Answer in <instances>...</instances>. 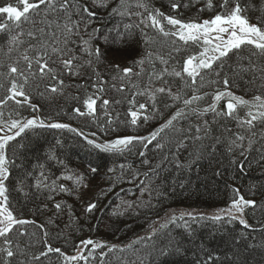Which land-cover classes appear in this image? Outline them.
<instances>
[{
    "label": "trees",
    "instance_id": "1",
    "mask_svg": "<svg viewBox=\"0 0 264 264\" xmlns=\"http://www.w3.org/2000/svg\"><path fill=\"white\" fill-rule=\"evenodd\" d=\"M137 1L143 2L67 0L64 6L65 0H51L35 14H29L28 22L22 20L18 25L0 15V23L8 25L7 30L0 31V101H5L0 108L11 103L9 89L15 81L23 85V91L34 102L31 107L36 106L42 113L49 111V117H43L49 122L47 124L67 123L70 126L68 129H28L8 144L6 154L11 163L5 185L9 207L18 219L30 223L19 225V230L14 229L9 234L11 248L18 245V251H14L12 258L0 253V264L5 260L10 264H47L49 256L43 255L46 253L43 240L47 239L51 240V247L60 249L57 258L68 252L67 246L73 247V252L78 250L81 241L96 243V236L100 235L97 231L103 232L101 227L108 220L117 196L138 193L149 197L139 206H129L122 215H114L107 221L111 233L102 239L108 250H93L94 256L90 255L91 261L87 264H264V128L253 123L254 126L248 128L253 135L246 145L250 133L244 131L245 124L225 115L224 109L218 108L219 103L215 104V112L205 111L214 104L218 92H231L241 98L264 97V54L249 48L250 51L237 52L238 57H226L227 69L218 64L213 70L201 73L194 83L188 78L180 82L166 70L178 69L188 55L200 52L201 48L197 51L182 46L151 27L136 26L134 22L140 9L135 6ZM195 1L144 0V3L149 12L159 10L164 16L182 21L190 18L183 22L210 20L229 10V6L228 9L220 6L223 0H211L212 8L207 7L208 0ZM239 2L245 10L243 15L250 20L259 22L264 18V0ZM173 3L179 6L173 9ZM8 4L15 7L21 3L20 0H0V7ZM83 6L94 15L85 13ZM81 24H88V31L81 28ZM30 32L34 35L30 36ZM73 35H77V39L70 41ZM58 44L65 52L62 60L72 58L71 49L77 53L84 45L93 47L86 61L81 58L77 63L75 54L74 71H69L62 70V60L58 61L49 53V48ZM96 49L100 51L99 57L94 54ZM45 53L44 58L54 70L56 79L39 72L36 60ZM77 56L83 57L78 53ZM10 66H16L24 75L11 74ZM125 68L131 71L125 74ZM225 79L227 86L223 83ZM61 80H72L74 85L70 90L65 89ZM164 80L170 81L171 89L178 91L179 100L175 102L162 94L154 100V105L149 104V97L142 93L144 88L162 84ZM51 87H56L57 91L52 92ZM101 88L103 91L99 90ZM96 92H102L101 100H111V106L114 102L120 104L110 107L101 102L105 106L101 109L109 108L101 113L98 123L101 130L105 129L104 137L147 138L144 143L135 140L121 151L102 152L83 140L79 133L81 127L70 123L74 124L77 116L74 109L85 112L84 101L89 97L99 98ZM194 96L200 99L185 105L184 101ZM141 104L145 105L143 117L133 124L128 116ZM11 107L15 109L10 108L13 112L33 110L25 102ZM178 111L182 115L163 127ZM82 116L89 118V125L82 130L99 131V127L93 126L91 115ZM160 129L163 130L158 131ZM153 132H158L155 140H151ZM163 140L170 144L155 151ZM70 166L95 169L91 177L106 182V189H109L103 201L95 202V192L90 191L81 201L72 195L63 196V193H70L71 188L62 184L66 189L62 191L55 177ZM55 191L60 194L56 195ZM238 195L255 201V206L245 210L247 226L197 219L199 222L183 226L170 225L151 239L143 237V223L150 217H162L173 210L221 209L233 203ZM90 203L95 207L89 212L86 209ZM3 247L6 245L0 238V248ZM90 247L92 245H87L89 250Z\"/></svg>",
    "mask_w": 264,
    "mask_h": 264
},
{
    "label": "snow or ice",
    "instance_id": "2",
    "mask_svg": "<svg viewBox=\"0 0 264 264\" xmlns=\"http://www.w3.org/2000/svg\"><path fill=\"white\" fill-rule=\"evenodd\" d=\"M95 2V0H93ZM22 3L23 8L20 10L18 7H14L11 4L6 6L0 7V14H6L9 21H14L17 25L22 21H26L28 19V15L32 10H38L41 5H45L46 3H50V0H35V2H30V0H20ZM229 4H233L231 9L225 11L221 14L214 15L213 18L210 20H204L202 23L198 22H183L180 19H176L172 16H164L163 13L159 12V10H155V12H149L148 19L151 20V24L153 27H157L161 33L165 36L173 35L178 36L179 40L184 41L185 43L192 41V42H199L203 41V45H205L204 50L199 53L198 56H188L182 66V72L185 73L189 78H192L193 83L195 82L196 77L201 75L203 70H213V64L216 61H221L222 58L227 57L230 52L234 49H240L242 45H252L256 49L259 50L261 54H264V18H261L258 23H251L249 19L243 15L244 9H242L239 0H223L222 4L220 5L222 8L228 9ZM67 5V0H65V5ZM103 6V5H101ZM139 7H145L144 4H139ZM179 5L176 3L172 4V8L175 9ZM207 7L212 8L213 5L211 0H208ZM82 10L85 13H88L89 16L94 15L90 11L87 6H83ZM115 11V10H114ZM163 18L167 21L169 25L177 27V31L169 33L165 32L163 25L161 24V20L159 18ZM8 25L6 23H0V31L7 30ZM71 31V29H68ZM214 34V35H213ZM29 35H34L33 33H29ZM16 38L13 37V40ZM87 43V41L85 42ZM62 51L56 48H53V52ZM97 57L100 55L99 49L95 50L94 53ZM47 55L45 53L41 57L37 58L36 64L39 69L41 75L48 74L51 76L52 79H56V76L53 75L54 70L48 66V60L44 57ZM25 60H28V57H24ZM73 59L68 58L63 59L61 62L66 69L69 71L72 70L73 66ZM31 63H29L28 68L31 70ZM118 67V66H117ZM11 74H19L23 76V72H21L16 66H10L9 69ZM131 69L125 68L123 72L125 74L129 73ZM181 71H175L174 75L177 77L182 76ZM219 73H217L218 75ZM25 82H27V77L24 76ZM63 84V81H60ZM223 83L227 86L228 80L225 79ZM103 91V89H99ZM11 96L9 98L15 99L16 97H23V101H17V103L28 102L30 98L26 95L23 91V85H18L15 81L11 83V87L9 89ZM52 92H56V87H51ZM159 92H165V88L158 89ZM170 91V89L168 90ZM228 97V102L226 104V113L227 116H232L237 106L244 105L247 106L249 104L248 101L244 100L241 97L234 96L231 92H218L214 96V101L219 102L222 98ZM200 97L194 96L191 100H185V105H189L193 102V100H198ZM255 107L260 109L256 114L252 113L251 111L248 112V116L250 119L242 121V124H247L249 127H253V122L261 119L264 120V98L257 96L254 98ZM5 103V101H0V104ZM95 103L96 100L92 97H89L84 101V105L86 106L89 115L93 114L95 111ZM104 105H108V100H103ZM33 109H36V106H32ZM141 109L145 108V105L141 104L139 106ZM215 103L210 105L205 111H213L215 112ZM76 113L79 115H85L84 112H81L80 108L74 109ZM132 123H136L135 117H137V113L135 111L131 112ZM182 112L178 111L171 120L167 122L166 125L163 127H168L172 124V121L175 120L178 116H181ZM3 113H0V119H2ZM147 119V117H145ZM7 123L8 130L11 131L15 129L12 135H2L0 136V238H3V243L6 247L0 248V253L6 254V257L12 258L14 257L15 253L11 248L12 241L9 239V234L13 232L14 228L19 225H25L30 223V221L24 219H18L14 214L13 211L9 207V200L7 193V187L5 185V181L8 179L10 173L8 165L11 163L7 154L6 149L10 141L16 139V137L20 136L21 133L25 131L27 128H31L33 126H37L38 121L33 118L29 119L24 123H21L18 120L12 119ZM40 127H44L43 121L39 122ZM51 128H69V125L62 124V123H51L47 125ZM72 131H76L75 129H71ZM160 129L158 131H161ZM199 131V129H197ZM0 131H4L3 124H0ZM158 132H153L151 134V140H155ZM95 135V134H93ZM87 139V137H86ZM147 138L141 137H123L117 138L114 141H109L107 143H96L94 140L88 139V144L92 145L96 149H101L103 151H116V150H123L128 145L132 144L134 140H145ZM238 139H243V137H238ZM151 140H148L151 143ZM95 171V169H93ZM62 191H66L63 186H61ZM245 206H255V201L245 200L243 196H240L239 199L234 200L231 206V209L228 212V215L232 217V219H237L238 217L232 215V210L236 212L242 213ZM57 208H60V204L56 205ZM95 207V204L90 203L87 206V211H91ZM214 220L222 219V216H215L213 217ZM241 224H245L244 220H240ZM166 225H162L165 227ZM23 235V233H20ZM92 240L81 241V244L93 245ZM95 247H101L102 245L96 244ZM49 252L55 251L60 252V249H52L51 247L48 248ZM43 254V253H42ZM70 259L76 260L77 257H71ZM79 259H85V257L80 256ZM4 264H10L9 260H5Z\"/></svg>",
    "mask_w": 264,
    "mask_h": 264
},
{
    "label": "rangeland",
    "instance_id": "3",
    "mask_svg": "<svg viewBox=\"0 0 264 264\" xmlns=\"http://www.w3.org/2000/svg\"><path fill=\"white\" fill-rule=\"evenodd\" d=\"M128 1H132V0H128ZM30 2H35V0H30ZM195 2H197V0ZM136 4L137 5H135V6H137L138 9L140 8L139 9V16L136 17L138 19H137L136 22H134L131 17L130 18L128 17V20H130V21L132 20L134 22V24L137 23V25L136 24L135 25L138 26L139 28H140L139 25H143L142 27L145 28V29H146V27L147 28L148 27H151L154 30H156L157 32H160L157 27H153L152 26L151 20L148 19V14H149L148 13L149 10L147 9L148 6L146 5V8L145 7H139L138 6L139 4H144L145 5L144 0H143L142 3H141V1H137ZM41 6H43V5H41ZM15 7H18L20 10H22L23 5L21 3V4H18L17 6H15ZM231 7H233V6L232 5H229V9H231ZM145 10H147V11H145ZM262 10L264 11V9H262ZM35 11L36 10H32V11H30L29 14H31V13L32 14L33 13L35 14ZM29 14H27V15L29 16ZM0 15L3 16L5 18V20L9 21L8 18H7V16H6V14H0ZM36 15H35V17H36ZM182 18H183V16H182ZM159 19L161 20V18H159ZM185 19H190V18H184L183 21ZM180 20L182 21V19H180ZM249 21L251 23H258L256 21L250 20V19H249ZM10 22H14V21H10ZM26 22H28V20ZM189 22H196V20L195 21L190 20ZM202 22H198V23H202ZM14 23H16V22H14ZM161 24L163 25L165 32L172 33V32L177 31V27H174L172 25H169L167 23V21L164 20V19H163V21L161 20ZM76 25H77V23H76ZM76 25H74V26H76ZM71 27H73V26H71ZM80 27L83 28V29H86V30L88 28H90V26L88 24L87 25L86 24H81ZM86 35H87V33H86ZM169 36L171 37V39L175 43L178 42L182 46L183 45L190 46L192 48H195L197 51H198V48H201V51L200 52H197V53H195L193 55H188V56H198L199 53H201L204 50L205 45H203V41L202 40L199 41V42H195V43L192 42V41H189V42L185 43L184 41L179 40V37L178 36H173V35H169ZM87 38H88V36L85 37V42L87 41ZM71 39L75 41L77 39V35L71 36L70 37V41H71ZM174 42L171 43L173 46H174ZM92 47H93V45H92ZM92 47L90 45H84L82 49H79L80 52L77 51V53L80 56H83V57L77 56V53L73 49H71L69 52H70V54H72V58L76 54L75 57L78 60L77 63H79L80 60H81V58H84V61H86L91 56ZM53 48H56V49L62 50V51H57V52L54 53L53 52ZM249 48L254 49V50H257L258 53H259V50L256 49L252 45H242L240 49H234L232 52H230L227 57L232 56V55L234 57H238L240 54L237 53V52H240L241 51L243 53V52H246V51H250ZM49 53L52 54L54 56V58L58 59V61H61L62 58L64 57L63 55L65 54V52L61 48V45H59V44L56 45V46H51L49 48ZM225 58L226 57L222 58V62L221 61H216L213 64V68L216 67V65L220 64L222 68L225 66L224 68L227 69L228 64H227V62H225ZM184 61H183V63H184ZM183 63H182V66H183ZM75 64L76 63H74V65L72 66L73 71H74V68H75ZM182 66L181 67H178V69H172V70L167 69L166 72L170 76L173 75V77H174L175 76L174 75V72L175 71H181L182 72ZM229 68H232L233 69L234 67H231V65H229ZM61 69L62 70H65V67L62 66ZM240 69H245V68L240 67ZM219 70H218V72H219ZM169 71H171V72H169ZM207 71H209V70H203L201 73L207 72ZM218 72H215L214 74L216 75ZM164 74H166V73H164ZM214 74H213V76H215ZM167 77H169V76H167ZM186 78L192 79V78H189L183 72H182V76L181 77L175 76V79L176 80H179L180 82H183L182 80H185ZM72 84L74 85V83H72V80H64V82H63L64 88L65 89H69V90H70V86ZM164 84H166V85H164ZM160 88H165L166 91L165 92H159L158 89H160ZM169 89H170V91H168ZM185 90H187V88H185ZM144 92H145V95H147L149 97V104H152V105H154V100L158 96H160L162 94H164V97H166L167 99L173 100L175 102L179 100L178 99V97H179L178 91H174V89H171V87H170V81L168 83V81H166V80H164L162 82V84L151 85L150 87H147L146 86V88H144V91L142 93H144ZM96 94L99 95V98H98L99 100L98 99L96 100V103H95V106H94V108H95L94 113L95 114H98V115H92L91 114V116L93 117V119H92L93 120V122H92L93 123V126L99 127V124L98 123H99V120L102 118L101 113L107 112L109 110V108H107V109L106 108L101 109V106L105 107L101 103L103 101V99L102 100L100 99L102 97V92H96ZM42 96H44L46 98V95H43L42 94ZM141 97H144V95H142ZM254 98L255 97H244L243 99L246 100V101H248L249 104L247 106H244V105L237 106V109H236L235 113L231 116V118L236 119L237 121H239L242 124V121L247 120V119H250V117L247 115L249 111H251L252 113L256 114L260 109H258L257 107L254 106L255 105ZM262 98H264V97H262ZM23 99H24L23 97H19L18 96L15 99H12L11 103L7 107L0 108V113H3V117H2V119H0V124H3V126H4V131H0V136L5 135V134L12 135L14 133L15 129L9 131L8 130V127H7V123H5V122H9L10 123V120H12V119L18 120L21 123H24L27 120L33 119V118H35L38 121L37 126H33L31 128H27V129H25V131L28 130V129H37V128L48 127L47 126L48 125L47 123H49V122H47L45 120V118H43V117H46V116L49 117V111H47V110H45L43 113L40 112V111H37L36 109L35 110L33 109L31 112L24 111V110L18 111L17 109H16L17 111H14V112L11 111V109L15 110L14 108L11 107L12 104H16V105L21 104V103H17V101H22ZM110 99H112V98H110ZM228 99H229L228 97H224L219 102H215L214 101V103L215 104L216 103H219L218 108L224 109V111L226 112L227 111L226 104L228 102ZM104 100H106V99H104ZM32 103H34V102H32L31 100H29L28 102H25V105H28L29 108H32L30 106ZM115 103L116 104H119V102H114L113 103V106H111L112 103H111V100H110L108 105L110 107H114ZM167 108L170 109L169 107H167ZM84 109H85L84 110L85 111L84 112L85 115H88L87 114L88 113V110H87L86 106H84ZM133 111H135L137 113V117H135L136 121L140 120L143 117V115H142L144 113L143 112V109H141L139 106H136L134 109L131 110V112H133ZM131 112H130V114L128 116L129 119H130L129 120L130 122H132V120L134 119V117H132V115H131ZM50 114L52 115V113H50ZM76 114H77V116L74 119V124L73 123H70V124L77 125L79 128L81 127V131H79V133H80L81 137L83 138V140H85L86 142H87L88 139H91V140H94L96 143L103 144V143H107L109 141H114L117 138L129 137L128 135H121V136H119V135L118 136H112L111 135L110 137L108 136V138L106 136L104 137V135H106L105 134V129L104 130H101L100 127H99V131L98 132H95L97 130H94L92 132L91 131H88L87 129L86 130H82L83 128H85V126L87 127L89 125L88 124L89 118H87L86 116L84 117L82 115H79L78 113H76ZM95 116H97V117H95ZM54 118L56 119V117H54ZM118 120L121 121L122 118H120ZM150 120L152 121V118L149 119V121ZM40 121H43V123L45 125L44 127H40L39 126V122ZM144 121L146 123L148 120L146 119ZM255 122L257 123L256 125H259L261 128L262 127L264 128V120L258 119L256 121H254L253 123H255ZM52 123H55V122H52ZM140 123H142V122H140ZM244 126H246V127H243L244 131L248 130L247 133H250L247 136V139H246L247 140L246 145H248V142H250V141H248L249 138H250V135L252 136L253 133H251V131L248 129L249 126L247 124H245ZM23 133H21V134H23ZM93 134H95V135H93ZM86 137H87V139H86ZM242 140H244V139H242ZM165 141H167V140L165 139ZM165 141L162 142L161 145L157 146L156 148L153 147V148H155L154 150L156 151V149H159V148H160V150H162L165 147H167L170 144V142H165ZM142 143H144L143 140L140 141V144H142ZM130 145H128V146H130ZM178 147H180V145ZM123 149H125V148H123ZM98 150L99 151H102V152H115V151H103L101 149H98ZM116 151H121V150H116ZM91 174H93V171L90 170V169L82 168V167H79V166H75V167L70 166L69 169H64V170H62V172H59V175L57 177H55V183H58L59 182L61 186H62V184H65V185L67 184L71 188L70 189V193H63L64 194L63 195L64 197L65 196L68 197V196H71L72 195L71 196L72 198H75L76 200H80L81 201L82 197H84L83 195L87 194L90 191V192H95V195H96L95 198L97 199V200H95V202H97V201H100L101 202V201L104 200V198H105L106 194L108 193V190L109 189H106L107 188V186L105 185L106 182L103 183L100 179L91 177ZM94 187H96V188L94 190H92ZM55 193H56V195L60 194V193H58V191H55ZM134 195L135 196H133L132 194H126V195H123V196H117V199H116V202H115L114 206L110 209V214L108 213V220L111 217H113L114 215H122L124 212H126V210L129 208V206H135V207L136 206H139V203L140 202L142 203L145 199H148V197H149L148 194L146 195V197H147L146 198L141 193L134 194ZM240 196L241 195H238L237 196V199H239ZM55 203H59V201H55ZM231 206H232V202L228 206H226V207H223L221 209L212 210V211H183V210H173V211H171L169 213H166L162 217H158V218L150 217V218L146 219V221L143 223V228H145V232H144L143 237H145L146 239H151L157 233L163 231L165 228L169 227L170 225H178V224H180V225L183 226V225H185L187 223H196V222H199L200 219L202 221H204V222H207L209 220H213L214 222L224 221L226 223H234V224H239V225H245V224H241L240 223V220H244L247 223L246 218H245V210L248 208V206H245L244 207V210H243L242 213L236 212L235 210H232V215L238 217L237 219H232V217L228 215V212L231 209ZM66 208L67 209H70L69 206H66ZM72 212L75 213V210L73 209ZM84 212L85 211L82 210L81 214L82 213L84 214ZM218 215L219 216H222V219H220V220H214L213 217L218 216ZM197 219H199V220H197ZM54 220H52V222H54ZM108 220L106 219L105 223L101 227V229H102L103 232L102 233L101 232L99 233L97 231V233L100 234V235L96 236V241H95L96 243H94L92 245V247H90V250L87 248V246L81 244L80 246L78 245V247H77L78 250L77 251H73L72 252L71 251V248H73V247H70V246L68 247L67 246L66 248H69L68 249V252L65 255L62 254L60 257L57 258V257H55L57 252H55V251L49 252L48 251V248L51 247V245L49 244L51 242V240L50 239L49 240L48 239L47 240H43V247L45 248L44 250L46 251V253L43 254V255L46 256L47 258L49 256L48 259L46 258L47 260L45 261V263H47V264L48 263H51V264H79V263L87 264L88 262L91 261V258L90 257L94 256V254L91 253V252H94V251H97V250H102V249H104L105 251L108 250V249L104 248L105 245H107V243L102 239V238H107L108 236H110V233H111V228H110L111 225L107 222ZM162 225H166V226L165 227H162ZM14 229H18L19 230L20 228H19V226H16ZM13 232H14V230H13ZM30 234L32 235V233H30ZM94 235H96V234H94ZM94 235H93V237H94ZM50 238H53V236L50 235ZM68 239L69 240H74L72 238H68ZM58 241L60 242L61 240H58ZM96 244H99V245H102V246L101 247H95L94 245H96ZM51 248L52 249H57V248H54V247H51ZM110 249H112V248H110ZM12 250L13 251H18V245H17L16 248H13ZM105 251H103V252H105ZM90 255H92V256H90ZM80 256L85 257V259H79ZM71 257H77V259L76 260H72V259H70Z\"/></svg>",
    "mask_w": 264,
    "mask_h": 264
}]
</instances>
